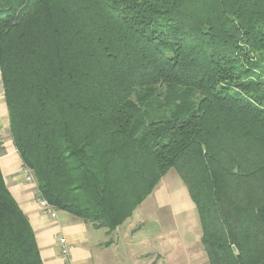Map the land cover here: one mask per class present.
<instances>
[{
  "label": "trees",
  "instance_id": "obj_1",
  "mask_svg": "<svg viewBox=\"0 0 264 264\" xmlns=\"http://www.w3.org/2000/svg\"><path fill=\"white\" fill-rule=\"evenodd\" d=\"M0 79L54 209L110 233L174 169L208 264H264V0H0ZM0 264H42L1 171Z\"/></svg>",
  "mask_w": 264,
  "mask_h": 264
},
{
  "label": "crops",
  "instance_id": "obj_2",
  "mask_svg": "<svg viewBox=\"0 0 264 264\" xmlns=\"http://www.w3.org/2000/svg\"><path fill=\"white\" fill-rule=\"evenodd\" d=\"M22 167L9 135L8 112L0 79V171L7 190L33 230L42 264H151L157 259L161 260L163 254L168 262H172L191 253L189 244L183 245V251L177 246L178 251L174 253V249L166 246L173 242L167 236V241L163 242L161 230L156 235L146 234L141 238L139 233L145 227V218L137 217L134 223L131 219L142 204L129 219L110 233L105 228H93L90 223L62 211H56V217L51 218L37 204L35 185L25 182ZM147 216L156 224L153 212L147 213ZM60 238L65 240L69 250L66 257L60 253L57 242ZM172 246L176 247V244Z\"/></svg>",
  "mask_w": 264,
  "mask_h": 264
},
{
  "label": "rangeland",
  "instance_id": "obj_3",
  "mask_svg": "<svg viewBox=\"0 0 264 264\" xmlns=\"http://www.w3.org/2000/svg\"><path fill=\"white\" fill-rule=\"evenodd\" d=\"M140 210H142V214L139 216ZM151 212L155 214L154 219L156 224L152 223L151 220L153 219L147 216V213ZM137 217L139 219L145 218V227L139 233L141 238L146 234L148 236L156 235L161 230L163 242L167 241V236L182 251L185 244H189L192 247L191 253L187 257L180 256L176 259H181H174L172 262H168L167 256L163 254L161 260L157 259L155 264H182L183 260L188 261L189 264H191L190 262H193L192 264H208L199 241L201 229L195 206L191 202L183 182L174 169L167 172L151 195L135 211L131 219L133 223ZM173 243L166 244V246L174 249L173 252L176 253L178 247L172 246ZM199 255L201 259H199ZM186 261L183 264H186Z\"/></svg>",
  "mask_w": 264,
  "mask_h": 264
},
{
  "label": "built area",
  "instance_id": "obj_4",
  "mask_svg": "<svg viewBox=\"0 0 264 264\" xmlns=\"http://www.w3.org/2000/svg\"><path fill=\"white\" fill-rule=\"evenodd\" d=\"M2 95H3V91H2ZM22 175L24 177V180L26 183L28 184H34L35 185V196H36V201L37 204L44 210V212L46 214H48L51 218H55L56 217V209H54L52 206H50L44 199L41 198L37 188H36V183H35V179L33 176V173L31 170H29L26 167H22L21 169ZM58 244L60 246V253L63 257L68 256L69 254V250L68 247L65 243V240L63 238H60L58 241Z\"/></svg>",
  "mask_w": 264,
  "mask_h": 264
}]
</instances>
